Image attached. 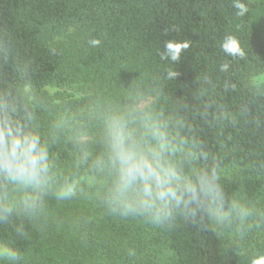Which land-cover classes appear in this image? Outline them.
I'll return each instance as SVG.
<instances>
[{
	"label": "trees",
	"instance_id": "16d2710c",
	"mask_svg": "<svg viewBox=\"0 0 264 264\" xmlns=\"http://www.w3.org/2000/svg\"><path fill=\"white\" fill-rule=\"evenodd\" d=\"M244 2L249 12L239 17L233 0H0V107L27 103L60 170L86 177V168L75 167L78 145L100 150L99 114L150 105L202 142L209 160L201 166L218 162L227 195L254 222L264 209V82H252L264 73V0ZM68 27L75 47L51 40ZM227 34L243 59L221 50ZM169 40L189 44L179 61L160 59ZM169 70L177 73L171 80ZM53 86L77 87L80 95L55 101ZM92 190L74 224L57 229L46 210L13 221L24 236L0 223V244L18 248L24 264H248L264 254V232L241 255L207 216L157 228L110 214L102 186Z\"/></svg>",
	"mask_w": 264,
	"mask_h": 264
},
{
	"label": "clouds",
	"instance_id": "9594fccd",
	"mask_svg": "<svg viewBox=\"0 0 264 264\" xmlns=\"http://www.w3.org/2000/svg\"><path fill=\"white\" fill-rule=\"evenodd\" d=\"M233 7L239 17L249 12L244 0H233ZM89 43L95 47L100 40ZM220 47L226 56L243 59L246 55L231 34L225 35ZM188 48L186 41H166L160 59L179 61ZM228 68V63L221 65V70ZM176 76L167 71V79ZM99 115L100 150L94 152L83 142L78 145L75 167L88 170L81 177L60 170L53 141L41 132L27 103L17 100L0 107V223L11 224L24 236V225H15V219L31 220L44 214L49 196L71 200L84 190L85 181L89 187L102 186L110 214L139 218L157 228L170 226L180 217L197 223L203 216L210 218L212 227H230L251 215L238 198L227 195L218 162L201 166L209 154L199 139L181 135L182 121L173 124L152 106L134 103ZM239 251L243 255V249ZM0 264H24V257L14 245L0 244ZM248 264H264V254L252 255Z\"/></svg>",
	"mask_w": 264,
	"mask_h": 264
},
{
	"label": "rangeland",
	"instance_id": "374dc122",
	"mask_svg": "<svg viewBox=\"0 0 264 264\" xmlns=\"http://www.w3.org/2000/svg\"><path fill=\"white\" fill-rule=\"evenodd\" d=\"M51 40L59 42L67 48L75 47V29L68 27L58 35L51 37ZM252 82L255 84L264 82V73L254 76ZM47 89L50 96L55 101L60 100L62 97L80 95L77 87L53 86ZM92 187V191H94L99 187V184H95ZM90 188L91 187H89L88 183L85 181L84 190L71 200L57 201L52 196L48 197L47 210L49 212V219L52 218L50 222L53 226L57 229H63L66 228L65 226L74 224V215L83 208L84 203L88 200L86 196L90 199ZM261 225L264 226V209L261 212V216L254 222L253 219L244 220L243 222L237 220L234 221L230 227L217 225L215 229L226 239L230 246L239 251L241 248H244L246 242L249 243L253 238L260 236V234L264 232V229H261ZM242 235L244 237L243 240H241Z\"/></svg>",
	"mask_w": 264,
	"mask_h": 264
}]
</instances>
